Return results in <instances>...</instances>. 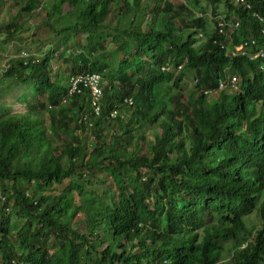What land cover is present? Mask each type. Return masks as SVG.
Wrapping results in <instances>:
<instances>
[{
    "label": "trees",
    "instance_id": "obj_1",
    "mask_svg": "<svg viewBox=\"0 0 264 264\" xmlns=\"http://www.w3.org/2000/svg\"><path fill=\"white\" fill-rule=\"evenodd\" d=\"M6 1L2 43L20 38L19 16L39 3L22 0L18 17H8ZM66 1L75 11V23L59 30L71 33L62 40L72 62L66 84L52 73L54 42L43 53L20 49L4 72L0 96L23 82L32 98L48 101L25 112L0 106V264H263L264 57L226 50L253 39L263 48L264 0ZM79 34L86 44L68 50ZM174 62L183 64L177 75L161 71ZM131 69L138 77L128 84ZM91 70L107 82L98 117L82 92L68 95L72 75ZM227 70L239 76V91L201 92L217 88ZM187 71L198 79L189 96ZM125 97L134 109L123 123L109 112L122 110ZM114 120L122 131L111 129ZM143 126L155 133L146 145ZM101 172L113 185L93 182ZM256 212L260 224L248 225Z\"/></svg>",
    "mask_w": 264,
    "mask_h": 264
},
{
    "label": "rangeland",
    "instance_id": "obj_2",
    "mask_svg": "<svg viewBox=\"0 0 264 264\" xmlns=\"http://www.w3.org/2000/svg\"><path fill=\"white\" fill-rule=\"evenodd\" d=\"M38 6L42 7L43 10H39L38 12L33 11L29 16L20 17L21 22H23V29L16 35L17 37H20L19 39L14 38L9 43H2L0 42V89L6 88V82L4 79V72L5 69L8 67L10 61L9 58L15 57V55H18V51L20 49H25L29 51L32 54L35 53H43L48 49L47 44L50 42L56 43L58 45V48H60L59 51L55 52L52 59H51V67H52V73L58 74L59 81L62 83L67 82V78L70 75V65H72V62H66L63 58L64 54L61 55L63 49H64V43H62V40L64 37H70L65 35H71V33L68 32H61L59 30L62 29L63 26L73 24L75 23V11L74 8L69 5V2H63V0H38ZM174 3H180L181 0H173ZM5 5L10 8V13H8V17H11V15H15L18 17V12L20 10L21 5H23L22 0H7L5 2ZM36 9V8H35ZM225 9L224 6H219V13H224ZM51 14L49 15V13ZM113 18L109 17V20L111 21ZM114 19V18H113ZM113 24V23H112ZM208 24H210V21L208 20ZM214 27V25H213ZM58 31V32H55ZM116 32L114 36H112L109 40L108 49H111L112 47H115L117 41H116ZM86 34H79L76 38H73L70 43L68 44V50H72V47H78L79 45L86 44ZM49 43V46L51 44ZM133 47H136V44L133 42L131 43ZM126 45H129L128 40L123 41L124 48ZM124 54H119L115 61H113V65L117 64L123 57ZM104 63V62H103ZM130 79L128 80V84H133L137 80L138 73L135 69L130 70ZM176 74V71L174 72ZM177 75V74H176ZM63 76V77H60ZM195 74L191 71H187L185 73L184 81L182 83V88L186 90V95L189 96L191 91L195 86ZM48 95L47 94H40L37 98H32V94L29 90V87H27L23 82H18L16 85L10 88L9 94L6 95L4 92L0 96V106L1 103H5V101L8 103L9 107L11 108L12 112H25L28 109L27 104L34 101V105L37 103H40V101H45L47 103ZM211 98H213V93L211 94ZM32 103V104H33ZM133 107H124L122 111H120L122 115V119H125L124 121H127L129 118L130 110H132ZM44 121L45 123L49 122L48 115L46 111L44 112ZM122 121V122H124ZM111 129L115 131H122L121 128L118 125L117 121H114ZM141 136H144V139L140 138V144L146 145L147 141H154L155 139V133L153 131V128H150L148 126H143L139 132ZM89 135V134H88ZM85 138V134H84ZM92 138V137H91ZM93 182H97V180L104 181L106 180L108 183L113 185V179L108 176L106 173L101 172L96 177H91ZM69 184V180H66L63 184H56L53 187L54 192H59L62 189H64ZM1 188V187H0ZM2 189V188H1ZM3 190V189H2ZM56 192V193H57ZM109 199V198H108ZM114 200H117V197H114ZM82 218V215L79 214L76 217V220L74 221V225H77V220ZM12 222L15 224H19L18 219L15 217V215H12ZM248 225H259L260 224V217L258 212L253 213L252 215L248 216L247 219ZM205 223V222H204ZM204 223L197 224L198 227L203 226ZM52 239L50 238L48 241V244L50 245L52 243ZM264 264V263H263Z\"/></svg>",
    "mask_w": 264,
    "mask_h": 264
},
{
    "label": "clouds",
    "instance_id": "obj_3",
    "mask_svg": "<svg viewBox=\"0 0 264 264\" xmlns=\"http://www.w3.org/2000/svg\"><path fill=\"white\" fill-rule=\"evenodd\" d=\"M233 2L235 4H240V5H243V6L250 7V3L247 0H233ZM37 9L43 10L40 5H39V7H36V9H35L36 11L35 10L34 11L38 12L39 10H37ZM258 17H259L260 20H263L262 16L258 15ZM221 20H222V18L220 19V22H219L220 31H222L223 28H224V23ZM262 33L264 34V29L262 30ZM199 37H202V33L199 34ZM220 46L222 48H226L225 43H223V42L220 43ZM254 46H256V47L258 46L256 39H253L250 42H243V43H240V44H234V45L230 44V45H227L228 51L226 50V53H227V55L232 56V57L238 56V55H250L252 58H256L258 56L264 57V45L262 44L263 48H258V49H255ZM182 67H183V64H176V62H174L173 64H163L160 69H161L162 72H173L174 73L176 71V74H178V72L181 70ZM261 68H262V66H260V69ZM87 72H91V73L95 72V73H98V74L101 75V77H102L101 78V83H100L101 92L97 96L93 95L91 89L83 88L81 91H77V92H82L85 95L84 98L88 101L91 112H93L94 116L98 117V116H100V113H101V107L104 104L103 103V98L105 96V87H106V84H107V82L104 79L103 75L101 73H99V72H96L95 70L76 73V74L72 75V77L70 78L69 85L72 84L73 79H75L77 76H79L80 74L87 73ZM195 78H196V76H195ZM197 80L198 79L196 78L195 82ZM225 89L231 90L232 92L233 91L236 92V91L240 90V78H239V76L237 74L230 73L228 70L225 71V76L221 77L219 79L217 88H214V87H211V88L202 87L201 88V92H203L205 94H209L210 97H211V94L213 93V98H215V97L218 96V92H220L221 90H225ZM71 94L72 93H70V90H69V94L68 95L70 96ZM122 102H123L122 106H124V107H129V108L134 107V99H133V97H125ZM124 107H123V109H124ZM122 110H120L118 108V106L114 107L113 109L110 110L109 117L113 118V119H116L119 116L120 119L122 121H124L125 119L121 118L122 115L120 113V111H122ZM114 121H116V120H114ZM125 122L126 121H124L123 123H125Z\"/></svg>",
    "mask_w": 264,
    "mask_h": 264
},
{
    "label": "built area",
    "instance_id": "obj_4",
    "mask_svg": "<svg viewBox=\"0 0 264 264\" xmlns=\"http://www.w3.org/2000/svg\"><path fill=\"white\" fill-rule=\"evenodd\" d=\"M39 10V9H37ZM26 52H21L20 56L24 57ZM101 75L95 72H87L84 74H80L72 81V88L71 91H81L83 88L85 89H91L93 95L97 96L100 92V83H101ZM80 82H83L84 86L82 88H79ZM0 197H6L5 195L0 193ZM8 211V210H5Z\"/></svg>",
    "mask_w": 264,
    "mask_h": 264
},
{
    "label": "bare ground",
    "instance_id": "obj_5",
    "mask_svg": "<svg viewBox=\"0 0 264 264\" xmlns=\"http://www.w3.org/2000/svg\"><path fill=\"white\" fill-rule=\"evenodd\" d=\"M84 86V84H83V82H80V84H79V88H82ZM72 88V85H70V89ZM69 89V90H70ZM75 92H77V91H71V93H75Z\"/></svg>",
    "mask_w": 264,
    "mask_h": 264
}]
</instances>
